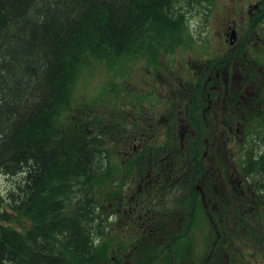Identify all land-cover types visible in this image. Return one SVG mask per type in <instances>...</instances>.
<instances>
[{"label":"trees","instance_id":"trees-1","mask_svg":"<svg viewBox=\"0 0 264 264\" xmlns=\"http://www.w3.org/2000/svg\"><path fill=\"white\" fill-rule=\"evenodd\" d=\"M180 1L0 0V178L7 183L0 191V264H113L99 220L109 201L100 195L115 187L116 124L103 117L86 124L70 114L65 124L62 116L74 101L80 71L92 62L113 68L141 54L155 60L164 37L181 40L188 32ZM260 12L263 22L264 3ZM129 109L127 116L142 118L132 104ZM252 120L257 129L239 148L237 164L242 172V164L255 165L261 179L264 115ZM192 125L191 147L166 161L200 164L224 157L203 156L207 126ZM121 158L141 164L145 152ZM259 187L264 191V181Z\"/></svg>","mask_w":264,"mask_h":264},{"label":"flooded vegetation","instance_id":"flooded-vegetation-1","mask_svg":"<svg viewBox=\"0 0 264 264\" xmlns=\"http://www.w3.org/2000/svg\"><path fill=\"white\" fill-rule=\"evenodd\" d=\"M263 3L257 0L246 12L226 19L216 46L207 35L182 36L179 41L164 37L156 59L146 57L144 66L156 74L145 81L148 94L131 103L150 108L162 100L172 108L163 112L165 121L159 120L164 117L158 116L160 112L144 121L135 119L133 112L126 118L132 122L130 130L121 129V121H115L117 130L123 131L114 137L117 155L145 152L144 163L115 166L119 187L109 196L108 218L116 225L110 256L115 264L125 261L126 246V251L131 250L126 259L131 264H264V191L259 187L264 176L258 178L256 166L242 164L247 170L242 172L240 164L227 169V164L214 162L213 157V162L200 164L166 161L172 152L191 147L194 122L207 126L201 133L203 156L229 154L245 145V126L253 125L252 116L264 115V102L259 100L264 70L254 55L258 39L264 38L258 33L264 19L256 18ZM252 18L258 19L255 28H251ZM158 62L166 74L157 73ZM239 127H244L241 138L236 137ZM149 144L156 145L157 151L150 150ZM130 167L138 171V177L128 173ZM199 227L204 234H198Z\"/></svg>","mask_w":264,"mask_h":264},{"label":"rangeland","instance_id":"rangeland-1","mask_svg":"<svg viewBox=\"0 0 264 264\" xmlns=\"http://www.w3.org/2000/svg\"><path fill=\"white\" fill-rule=\"evenodd\" d=\"M257 2V0H203L200 3H196L194 0H182L177 4V7L180 5L184 12L187 14L186 18V30L187 34L185 36H193L195 39L197 36H210L212 39L211 44L213 46H216L217 43V35L220 32V28L223 25H226V19L232 18L233 15H237L238 13H241L240 11L243 10L246 12L248 5ZM178 8V9H180ZM256 14V13H255ZM258 16L256 18H260L261 12L258 11ZM256 18H252L251 21V28H255L253 25L256 23ZM263 18V17H262ZM264 19V18H263ZM256 20V21H255ZM250 21H247V25L250 24ZM255 21V22H254ZM245 24V23H244ZM264 24V23H263ZM259 27L256 28V30ZM246 27L244 28V30ZM258 33L264 34V26L260 27L258 30ZM200 44L197 42V45ZM210 44V43H209ZM255 49V56L256 59L259 61L258 66L261 67V70H264V38L258 39L256 43ZM254 46L255 43L251 44V46ZM215 51V53L218 51L216 49H212ZM195 51L199 53V50ZM213 53V52H212ZM147 54V52L145 53ZM187 54L189 55V51L187 50ZM186 55V54H185ZM150 56V55H149ZM148 56V57H149ZM192 58H189L190 60H194V55H189ZM185 57V56H184ZM130 58V57H129ZM186 58V57H185ZM148 59V58H147ZM124 61L119 62L117 66L111 68L109 67V64L107 62H99L94 61L92 62L88 67L83 68L80 73L78 80L75 85V93H74V101L71 104V108L69 109V113H64L62 118H65V124H69L70 121L68 120V115H73L75 118H82L86 124H91L93 121V124L95 123L94 120L97 119V117H103L104 120L110 123L115 124V121H121L120 127L121 129L130 130L131 129V120H127L126 118H129L127 116L129 112V108H131L135 112H140L142 115L141 121L146 120L149 116L159 115L163 114L162 118H158L160 121H165L167 116L164 114V111H169L172 108V105H169L168 103L162 104V100H158L159 102L155 101L152 103L150 108L148 107L149 104L142 105L140 108L138 105H134L133 103L129 104V101L131 102L134 100V98H139L140 100L143 99L141 94L146 93L150 91V87L146 88L147 85L145 84V81H151L154 75L156 74L155 70L147 71L148 66H143L146 60V57H144L142 54L137 55L134 59H123ZM185 61V59L183 60ZM158 68L162 75L166 74L167 71L161 66L160 62H158ZM145 78V79H144ZM144 80V81H143ZM264 90V78H263V84L261 86L260 90V101L264 102V96L261 94V92ZM136 95V96H135ZM126 107H124V106ZM129 107V108H127ZM147 107L146 111H143ZM139 113V114H140ZM145 116V119H144ZM125 117V118H124ZM82 120V121H83ZM184 125V124H182ZM248 125V124H247ZM185 126V125H184ZM245 129L246 133V140H250V138L253 136L254 132H250V130L257 129V127H252L250 124ZM136 134H140L138 130H136ZM244 127H239L238 131L236 132V137L241 138L243 136ZM117 134L121 135L123 134V131L117 130ZM206 137V136H204ZM203 139V137H202ZM203 141V140H202ZM250 142V141H249ZM120 143V142H118ZM115 149V146H112ZM236 150L234 153H221L218 154L222 155L224 157H221L218 159L219 163L227 164V169L233 168L235 164H237L239 160L238 151ZM115 155V154H114ZM209 155V154H208ZM130 156V155H128ZM116 160L113 165H117L120 163V160H122V156H113ZM228 157V161H227ZM216 161V160H215ZM116 173V171H115ZM115 173L112 175L113 182L115 187L119 185L117 183L118 176L115 177ZM135 176H139L138 171L135 172ZM120 177V175H119ZM116 182V183H115ZM6 179L0 178V191L4 190L6 187ZM114 187V190H115ZM114 194L112 192L110 195ZM109 195V196H110ZM102 199L107 202L109 200V196L107 195H100ZM103 208V205H101ZM108 209L106 208L107 213H104V217L101 218L102 221L99 220L100 224V230H102V234L106 236V247L110 245L109 249V255L111 256L112 253V244L115 243L116 238L115 234H113L112 228H116V225L111 223V220L109 218V201L107 204ZM101 210V208H100ZM99 210V211H100ZM100 217V215H99ZM201 228V229H200ZM197 232L199 235L204 234L203 227H199L197 229ZM123 236V237H122ZM118 236L119 238L117 240H120L122 238H126V234ZM126 241H124V244ZM127 244V243H126ZM191 245V244H190ZM123 246V245H122ZM105 247V248H106ZM127 248V246H126ZM126 248H123L122 256H125L123 258L125 261H122L123 264H131L129 261H127L130 257V248L128 251H126ZM120 255V257H122ZM113 264H115L113 261H111Z\"/></svg>","mask_w":264,"mask_h":264}]
</instances>
